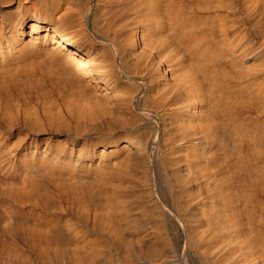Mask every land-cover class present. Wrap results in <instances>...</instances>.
Instances as JSON below:
<instances>
[{
	"label": "bare ground",
	"instance_id": "1",
	"mask_svg": "<svg viewBox=\"0 0 264 264\" xmlns=\"http://www.w3.org/2000/svg\"><path fill=\"white\" fill-rule=\"evenodd\" d=\"M263 204L264 0H0V264H264Z\"/></svg>",
	"mask_w": 264,
	"mask_h": 264
},
{
	"label": "rangeland",
	"instance_id": "2",
	"mask_svg": "<svg viewBox=\"0 0 264 264\" xmlns=\"http://www.w3.org/2000/svg\"><path fill=\"white\" fill-rule=\"evenodd\" d=\"M198 193V194H197ZM200 193V194H199ZM197 194V195H196ZM202 192L200 191H193V197H191V203L193 204L192 206L195 208L197 207L200 198L202 197ZM200 196V197H198ZM193 199V200H192ZM198 201H197V200ZM194 203H193V202ZM196 203V204H195ZM190 205V203H189ZM195 205V206H194ZM249 224L251 225L252 229H255L256 226H259L260 224H262L264 222V204L261 206H258L256 209V214L252 215V219L249 218ZM195 223H193L194 226ZM235 236L236 239L238 237L237 234L232 235ZM264 248V247H263ZM204 249H206L205 247H203L202 249H200V252L203 251ZM264 254V253H263ZM193 255L195 257V259L198 261V263H200V256L198 254H195V252L193 251ZM240 255H241V251H240ZM237 256V255H236ZM236 256H230V257H221L220 251L218 248H215L212 252V260L216 263V264H243V263H239L238 260L236 259ZM235 257V258H234Z\"/></svg>",
	"mask_w": 264,
	"mask_h": 264
}]
</instances>
